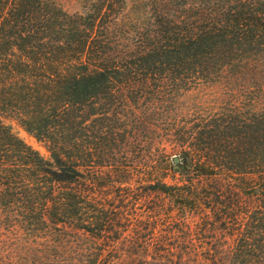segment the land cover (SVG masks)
<instances>
[{
	"label": "trees",
	"instance_id": "1",
	"mask_svg": "<svg viewBox=\"0 0 264 264\" xmlns=\"http://www.w3.org/2000/svg\"><path fill=\"white\" fill-rule=\"evenodd\" d=\"M0 264H264V0H0Z\"/></svg>",
	"mask_w": 264,
	"mask_h": 264
},
{
	"label": "rangeland",
	"instance_id": "2",
	"mask_svg": "<svg viewBox=\"0 0 264 264\" xmlns=\"http://www.w3.org/2000/svg\"><path fill=\"white\" fill-rule=\"evenodd\" d=\"M61 5L64 7V9H67L69 11H75L79 10L84 3V0H58ZM212 88L209 87H203L200 89H192L184 93H180V96L178 97L180 102V107L184 110H192L194 111H201L204 110L205 112L213 111L217 108L218 104L222 101V99H217L216 92H212ZM8 124H10L12 131L20 137L22 140H24L27 144L31 145L33 148L38 150L41 155L44 157L48 156V153L43 146V144L39 141H37L32 135L28 134L24 129H22L16 121L7 120ZM168 152L171 154V158L174 156H180V150L178 148H167ZM154 159L155 156H154ZM161 159V158H160ZM172 164H175L173 161H169L166 163L167 171L171 169ZM171 181L169 178L167 179Z\"/></svg>",
	"mask_w": 264,
	"mask_h": 264
},
{
	"label": "water",
	"instance_id": "3",
	"mask_svg": "<svg viewBox=\"0 0 264 264\" xmlns=\"http://www.w3.org/2000/svg\"><path fill=\"white\" fill-rule=\"evenodd\" d=\"M172 161H173L175 164H177V163L179 162V157H178V156H174V157L172 158Z\"/></svg>",
	"mask_w": 264,
	"mask_h": 264
}]
</instances>
